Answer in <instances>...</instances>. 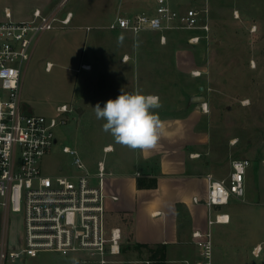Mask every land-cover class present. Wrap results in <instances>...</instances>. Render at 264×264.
I'll list each match as a JSON object with an SVG mask.
<instances>
[{"label": "rangeland", "instance_id": "rangeland-1", "mask_svg": "<svg viewBox=\"0 0 264 264\" xmlns=\"http://www.w3.org/2000/svg\"><path fill=\"white\" fill-rule=\"evenodd\" d=\"M147 2L70 0L66 9L74 13L71 24L41 36L30 64L23 68V108L43 115L56 114L62 104L73 108L67 123L55 129L58 142L42 160L44 172H78L64 145L76 148L91 171L100 159L109 165L119 163L116 169H142L136 159L139 149L116 143L102 129L106 121L98 120L94 112L98 103L103 108L122 89L138 91L159 97L161 107L153 110L159 118L184 117L193 109L200 113L199 125L208 135L201 158L217 178L227 177L234 158L256 162L259 173L252 175L250 193L259 201L257 185L264 182V0H210L211 31L196 44L189 42L192 33L187 30L166 31L167 40L162 42L158 31L135 34L108 28L120 11L140 10ZM5 4L18 17L38 3L0 0V7ZM195 94L205 95L206 101L191 102ZM108 144L114 150H104ZM259 207L264 210V203ZM108 217L110 227L113 218ZM4 238L10 249L24 245L23 213H11L6 221L0 208V249ZM123 256L146 260L148 252L131 246ZM255 258L264 261V251ZM63 259L58 253L42 252L16 264H53ZM5 264L14 263L7 260Z\"/></svg>", "mask_w": 264, "mask_h": 264}, {"label": "built area", "instance_id": "built-area-1", "mask_svg": "<svg viewBox=\"0 0 264 264\" xmlns=\"http://www.w3.org/2000/svg\"><path fill=\"white\" fill-rule=\"evenodd\" d=\"M69 1L56 0L47 10L35 8L27 19L14 18L8 7L0 15V208L6 221L11 213L24 216V245L10 249L4 238L0 264L7 260L16 264L42 252L63 256V261L53 264L121 262L122 228L107 226L105 178L110 172L104 160L91 171L76 148L64 145L78 172L51 175L42 168L44 156L58 142L55 129L67 123L73 108L58 105L54 115L28 113L23 108V68L46 31L71 24L74 13L66 9ZM235 16L240 17L238 11ZM211 23L210 0H148L140 10L120 11L108 28L135 34L158 31L162 42L167 40L166 31L187 30L192 33L189 42L196 44L209 37ZM250 164L248 158H234L227 177L208 175L206 204L212 207L228 203L232 196L243 198ZM136 175L142 176L140 172ZM229 219V214L218 212L208 222L213 225ZM193 236L199 251L196 264H215L212 230H195Z\"/></svg>", "mask_w": 264, "mask_h": 264}, {"label": "crops", "instance_id": "crops-1", "mask_svg": "<svg viewBox=\"0 0 264 264\" xmlns=\"http://www.w3.org/2000/svg\"><path fill=\"white\" fill-rule=\"evenodd\" d=\"M37 3L25 15L18 17L5 4L0 7V15L8 7L14 18L27 19L35 8L47 10L55 4L54 0H37ZM159 119L162 127L156 148L139 149L137 153L136 159L142 169H116L114 167L118 168L119 163L111 162L109 165L100 159L104 160L110 172L105 178L107 223L110 222V216L113 218L112 225L122 228L123 247L160 245L164 249V256L159 259V264H196L199 251L193 232L210 228L215 264H264V261L255 258L264 251V234H259L264 231L263 225L260 227L264 223V210L259 207L264 203L261 199L264 198V182L257 185L259 201L250 193L254 190L252 175L256 173L258 176L259 165L251 162L246 170V193L243 198L232 196L226 204L209 207L206 204L208 175L219 176L201 158L208 143V135L199 125L200 113L193 109L184 117ZM110 145L114 150L112 144L105 145L104 150ZM137 172L156 178L157 185L139 187ZM218 212L229 214V221L209 225V218L215 217ZM257 245L260 246L255 253L253 249ZM125 252L122 251L119 256L121 262L118 264H155L158 260L150 259L149 256L146 260H127L123 256Z\"/></svg>", "mask_w": 264, "mask_h": 264}, {"label": "clouds", "instance_id": "clouds-1", "mask_svg": "<svg viewBox=\"0 0 264 264\" xmlns=\"http://www.w3.org/2000/svg\"><path fill=\"white\" fill-rule=\"evenodd\" d=\"M161 107L158 96L121 90L114 100L109 99L103 108L94 107L98 120L106 121L102 129L110 133L115 142L133 150L155 149L161 135L162 122L153 110Z\"/></svg>", "mask_w": 264, "mask_h": 264}, {"label": "trees", "instance_id": "trees-1", "mask_svg": "<svg viewBox=\"0 0 264 264\" xmlns=\"http://www.w3.org/2000/svg\"><path fill=\"white\" fill-rule=\"evenodd\" d=\"M157 185L156 178L141 176L138 179V186L139 187H155ZM129 245H126L123 247V251H126L127 247ZM137 250L140 252H143L144 250H147L148 256L150 259H158L155 261V264H159V259H161L164 256V249L158 245L156 247H151L146 244H136L134 245Z\"/></svg>", "mask_w": 264, "mask_h": 264}, {"label": "water", "instance_id": "water-1", "mask_svg": "<svg viewBox=\"0 0 264 264\" xmlns=\"http://www.w3.org/2000/svg\"><path fill=\"white\" fill-rule=\"evenodd\" d=\"M200 88L203 89V86H201ZM206 99L207 97L203 94H195L191 96L190 101L191 102H205Z\"/></svg>", "mask_w": 264, "mask_h": 264}]
</instances>
